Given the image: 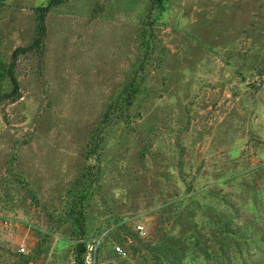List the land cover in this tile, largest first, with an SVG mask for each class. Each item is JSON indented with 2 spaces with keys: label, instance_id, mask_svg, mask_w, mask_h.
I'll use <instances>...</instances> for the list:
<instances>
[{
  "label": "rangeland",
  "instance_id": "1",
  "mask_svg": "<svg viewBox=\"0 0 264 264\" xmlns=\"http://www.w3.org/2000/svg\"><path fill=\"white\" fill-rule=\"evenodd\" d=\"M49 1L0 0L1 62L34 40ZM45 25L43 51L17 59L20 99L0 103V264H74L83 175L95 264H156L160 250L177 264H264V243L208 223L264 234V0H166L163 12L69 0ZM132 79L131 106L103 121Z\"/></svg>",
  "mask_w": 264,
  "mask_h": 264
},
{
  "label": "trees",
  "instance_id": "2",
  "mask_svg": "<svg viewBox=\"0 0 264 264\" xmlns=\"http://www.w3.org/2000/svg\"><path fill=\"white\" fill-rule=\"evenodd\" d=\"M69 0H50L46 6L36 7L35 15L37 21V29H36V36L34 40L27 46V47H18L14 49L11 54V59L9 63H4L0 61V103L4 101H11L14 102L20 99V89L18 81L15 77L14 69L16 66V62L19 56L31 53L33 51L42 52L44 48V38L47 34L46 25H45V17L53 8L67 2ZM165 1L166 0H151L152 6L157 5L160 12H163L165 9ZM10 83V91L5 92L1 90V87L4 85L6 81ZM139 90V83L136 82L135 79H132L122 92H120L117 97L107 105L105 113L102 115L103 121H107L110 118L112 112L121 107H129L131 103L134 101L136 95L138 94ZM123 106V107H122ZM96 148V146H95ZM87 159H91L95 156L97 150L91 148L88 151ZM85 186V177L84 175L82 178H77L73 183V204L75 205L73 209H71L68 217L72 220V225L76 231V241L74 245V264H85V256L88 250V239H86V231H85V216H84V205L82 200H86V190L84 189ZM32 194V193H31ZM32 200H35V197L31 195ZM77 200L80 201V204L76 205ZM209 218V217H208ZM209 224L213 225L217 231H220L221 234L226 236V238H240L247 242H261L264 243V234L258 233L254 234L253 232H246L244 233L243 230L239 227L234 226L233 221L230 219L222 220L220 218L214 219L213 217L209 218ZM97 240V239H96ZM132 240H130L131 242ZM101 242L102 239H99L98 246L95 251V257L101 251ZM113 255L116 256L112 260L113 263H116L122 255L117 254L113 250ZM125 254V253H124ZM168 255V256H166ZM24 256V257H23ZM125 256V255H123ZM155 263L156 264H177L176 261L172 260V257L169 254L157 252L154 254ZM18 260L15 264H28L31 261L29 255H17ZM115 260V261H114Z\"/></svg>",
  "mask_w": 264,
  "mask_h": 264
},
{
  "label": "built area",
  "instance_id": "3",
  "mask_svg": "<svg viewBox=\"0 0 264 264\" xmlns=\"http://www.w3.org/2000/svg\"><path fill=\"white\" fill-rule=\"evenodd\" d=\"M136 232L140 235V237L145 236V225L139 224L136 226ZM99 240H93L92 244L88 247L86 256H85V262L87 264H95V251L98 246ZM24 249H21L20 251H23ZM115 252L117 254L124 255V251L120 246L115 247Z\"/></svg>",
  "mask_w": 264,
  "mask_h": 264
}]
</instances>
